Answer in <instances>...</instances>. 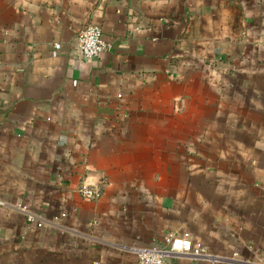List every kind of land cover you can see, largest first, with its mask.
I'll return each mask as SVG.
<instances>
[{"label": "crops", "instance_id": "obj_1", "mask_svg": "<svg viewBox=\"0 0 264 264\" xmlns=\"http://www.w3.org/2000/svg\"><path fill=\"white\" fill-rule=\"evenodd\" d=\"M0 199V264H264V0H0Z\"/></svg>", "mask_w": 264, "mask_h": 264}, {"label": "built area", "instance_id": "obj_2", "mask_svg": "<svg viewBox=\"0 0 264 264\" xmlns=\"http://www.w3.org/2000/svg\"><path fill=\"white\" fill-rule=\"evenodd\" d=\"M77 53L81 58H92L101 55L106 50H111L113 44L107 41L103 36V28L98 23H89L78 32L77 37ZM80 192L85 197L99 196V190L88 183L80 186ZM4 201L0 199V205ZM19 208L26 212L28 221L36 222L39 226L43 225V220L38 219L36 215L29 210L25 203H19ZM66 212H62L61 216H65ZM56 215L55 218H59ZM168 251L174 254H187L194 260H200L204 264H212L215 255L209 252L207 245L200 241H194L187 235L171 234L166 238L164 247H144L138 252L139 264H167L166 255ZM237 254V253H235Z\"/></svg>", "mask_w": 264, "mask_h": 264}]
</instances>
